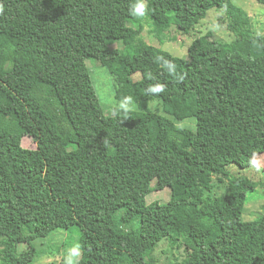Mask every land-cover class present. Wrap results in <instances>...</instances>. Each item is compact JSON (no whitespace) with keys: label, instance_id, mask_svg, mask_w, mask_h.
I'll list each match as a JSON object with an SVG mask.
<instances>
[{"label":"trees","instance_id":"trees-1","mask_svg":"<svg viewBox=\"0 0 264 264\" xmlns=\"http://www.w3.org/2000/svg\"><path fill=\"white\" fill-rule=\"evenodd\" d=\"M133 3L0 0V183L25 181L17 209L0 207V264H34L36 240L72 225L80 264H155L163 241L186 251L171 264H264V217L243 219L258 182L229 168H250L264 152V37L197 36L187 57L175 56L144 39L145 24L164 43L173 24L196 29L228 0H148L142 18ZM88 59L135 111L105 113ZM157 83L165 91L150 95ZM151 100L173 118L150 110ZM189 118L195 129L178 124ZM215 178L226 193H211ZM166 187L168 201L147 202Z\"/></svg>","mask_w":264,"mask_h":264},{"label":"rangeland","instance_id":"rangeland-1","mask_svg":"<svg viewBox=\"0 0 264 264\" xmlns=\"http://www.w3.org/2000/svg\"><path fill=\"white\" fill-rule=\"evenodd\" d=\"M238 8V11L235 9ZM246 27L242 29L243 27ZM240 28L242 30H240ZM150 26L145 24L142 36L149 43L155 46H160L168 50L175 56L187 57L188 47L193 39L197 36L203 37L205 40L212 39H231L238 33L241 35H260L264 37V4L257 0H228V5L223 8L211 9L208 16L201 21L195 28H190L188 24L182 27L172 25L164 43L150 32ZM91 50L99 49L100 46L96 43L89 45ZM110 48H117L122 52L125 51L123 42L112 41L109 44ZM87 65L90 69L94 87L96 89L99 100L101 101L106 114H112L113 109L120 107L123 100L118 99L115 94V80L109 71L97 60L88 59ZM141 73L133 74V79L139 80ZM159 100H151L149 108L153 112L173 118L163 110L162 102ZM132 104L136 103L131 101ZM178 122V121H177ZM184 127L196 128V119L189 118L178 122ZM23 146L28 148L33 155L37 152V142L30 136L23 138ZM260 162L259 170L255 168L238 169L235 165L229 167L231 171L235 170L241 174L250 175L258 182V187L255 191L248 193V200L245 211L243 213L244 220H255L264 217V152L256 155ZM250 169V170H249ZM233 171V172H235ZM217 192L215 189L212 194L227 192L226 181L218 182ZM25 181L18 177L14 180L0 183V207L6 211V214L16 210L19 199L23 195ZM171 197L170 188L166 187L162 190L153 191L147 196V202L158 200L166 202ZM81 233L77 225H72L68 229H59L53 232L46 238L37 239L35 247L41 251L39 257L34 264H62L67 250L75 243H80ZM26 244L20 245V250L26 248ZM186 255L184 248L171 249L167 241L161 242L155 252V264H171L175 258L182 259ZM81 257V256H80ZM143 259L137 260V263Z\"/></svg>","mask_w":264,"mask_h":264},{"label":"clouds","instance_id":"clouds-1","mask_svg":"<svg viewBox=\"0 0 264 264\" xmlns=\"http://www.w3.org/2000/svg\"><path fill=\"white\" fill-rule=\"evenodd\" d=\"M149 10L148 0H134L131 8L129 9L130 14L136 18H142L146 16ZM4 11L2 5H0V13ZM163 67L167 69V71L174 76L176 75V68L173 64L165 61ZM181 80L182 76L179 77ZM165 91V85L157 83L154 85H150L147 89V92L151 94H159ZM120 107L124 110V113L127 114L129 111H135V105L131 103V97H125L121 102ZM249 165L256 170L260 168V162L256 158V154L253 153V156L249 159ZM81 244L75 243L72 247H70L64 257V264H80V256H81Z\"/></svg>","mask_w":264,"mask_h":264}]
</instances>
